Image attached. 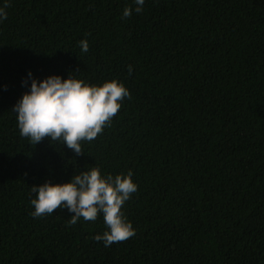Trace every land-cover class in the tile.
Segmentation results:
<instances>
[{"label":"trees","instance_id":"16d2710c","mask_svg":"<svg viewBox=\"0 0 264 264\" xmlns=\"http://www.w3.org/2000/svg\"><path fill=\"white\" fill-rule=\"evenodd\" d=\"M0 23V264H264V0H9ZM4 0H0L3 6ZM87 39L89 51L79 42ZM132 73L129 74V66ZM59 75L130 91L83 155L20 135L16 103ZM27 79V85L24 81ZM133 173L136 230L36 218L32 186Z\"/></svg>","mask_w":264,"mask_h":264},{"label":"clouds","instance_id":"9594fccd","mask_svg":"<svg viewBox=\"0 0 264 264\" xmlns=\"http://www.w3.org/2000/svg\"><path fill=\"white\" fill-rule=\"evenodd\" d=\"M144 3L145 0H134L135 9L126 7L123 17H130L133 10L142 12ZM8 7L9 0H4L3 6H0V23L8 18ZM79 46L82 52L89 51L87 39L81 40ZM28 77L31 79L30 91L13 108L20 135L34 146L45 139L52 143L59 141L78 156L85 153L82 143L93 141L111 126L124 99L131 98L130 91L117 80L97 86L73 75L68 79L52 75L40 81L29 72ZM27 83L26 79L24 84ZM132 177L131 171L127 175L105 177L99 168L93 167L75 174L68 183L46 182L32 186L31 192L36 197L31 200L34 207L31 214L40 218L66 208L73 213L69 224L75 225L81 219L94 223L102 213L108 230L94 236V240L103 241L105 247L126 242L136 235V230L123 212L124 204L138 191Z\"/></svg>","mask_w":264,"mask_h":264}]
</instances>
